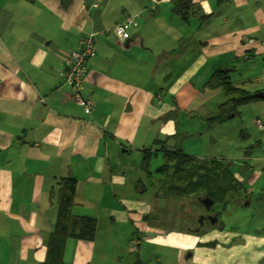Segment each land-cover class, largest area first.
Masks as SVG:
<instances>
[{
    "label": "crops",
    "instance_id": "crops-1",
    "mask_svg": "<svg viewBox=\"0 0 264 264\" xmlns=\"http://www.w3.org/2000/svg\"><path fill=\"white\" fill-rule=\"evenodd\" d=\"M173 1L0 0V264H49L62 179L68 177L76 181L70 211L96 218L97 232L92 240L68 238L65 264H95L105 211L113 226L103 223L126 221L135 230L128 244L140 252L122 264H144L145 242L178 246V264H215L218 258V264H231L224 256L230 252L200 245L229 239L230 231L189 230L174 238L149 226L148 204L137 192L148 190L146 183L129 181L121 160L132 150L143 155L149 146L151 154L175 150L180 112L209 110L207 94L216 88L207 82L219 68L231 69L235 85L262 91L233 75L246 78L239 71L257 66L255 55H264V0H193L202 11L188 20ZM128 15L138 24L122 40L115 27ZM91 33L96 53L87 60L83 91L94 103L88 112L61 73L69 53ZM216 98L213 109L225 101ZM258 170L247 165L243 171L251 203L256 192L264 194L256 188L264 184ZM259 261L264 264V257Z\"/></svg>",
    "mask_w": 264,
    "mask_h": 264
},
{
    "label": "rangeland",
    "instance_id": "rangeland-1",
    "mask_svg": "<svg viewBox=\"0 0 264 264\" xmlns=\"http://www.w3.org/2000/svg\"><path fill=\"white\" fill-rule=\"evenodd\" d=\"M255 57L257 66L255 64L253 67L254 64H252V67L239 71L247 76L244 78L245 80L240 78L241 74H234L233 80H243L252 90H264L262 88L264 84V55H255ZM164 75L161 77L162 81L166 78ZM213 91L207 94L212 97L207 103L211 111L201 109L180 112V133L173 137L174 140L171 142L172 146L181 150V153L196 156L195 165L190 168V170L195 169L194 175L190 173L187 165H183L178 172H173L171 168L162 174L166 183L164 186L157 180V168L163 162L164 153L154 152L151 154L147 170H144L143 163L141 164L145 153L142 155L136 150H132L130 153H124L121 161L130 170L129 181H133L134 185L146 183L148 190L146 192L137 190V192L140 198L148 204L147 212L150 215L148 223L149 226L154 225L156 232L166 231L169 232L168 236L176 238L180 236V232H188L190 229L200 226L204 218L202 214L206 212V208L197 199L209 190L214 192L215 196L211 211L219 213L220 222L216 223L215 221L216 225L207 223V228L197 231L196 234H204L206 230L213 229V226H215L214 228L223 226L221 229L231 232L229 239L216 240L218 241L216 246L223 251L230 252L224 254L228 261L231 264H261L259 260L264 257V194L256 192L252 203L246 205L245 200L251 195L247 194L246 183L248 182L245 183L242 176L246 177L243 171L248 165L253 166L256 170L259 169L261 177L264 178V128L257 123L258 118L264 122V100L260 99L241 105L238 107L236 115L229 117L232 115L229 114L226 120L217 121L216 116L219 114L220 105L213 109V104L217 101V95H221L225 100L226 96L219 88ZM204 96L206 97V95ZM192 112L194 113L192 117L186 116ZM172 146L168 145V147L174 148ZM148 149H152V147L149 146ZM212 159L223 162L225 167L227 166L230 170L225 173L220 172L218 181L209 179L210 189H206V183L203 181L205 178L203 176L204 168L199 165ZM236 171L240 172L238 178L235 176ZM150 172L153 173V179L148 176ZM234 178L239 182L240 189L236 188ZM199 179L200 181H198ZM246 179L248 178L246 177ZM217 183L220 184L219 187ZM261 183L257 185L258 187L256 186L259 191L264 190V184ZM160 185L162 187L159 192L161 196L155 197L156 188ZM218 189L220 190L217 191ZM101 214L100 236L97 241L98 254L94 259L95 264H122L123 261L128 262L131 258L133 259L140 251L133 253L135 251L128 244V240L135 233L132 224L123 221L115 227H110L108 223H103L104 218L112 224L110 212L105 211L104 214ZM142 248L141 259L143 256L144 264L146 258L152 257L155 258L146 264H178L177 258L180 250L178 246L145 242L142 243ZM146 250H148L147 254ZM124 255L125 257H122ZM219 255L222 254L219 253ZM157 256L161 258L160 262H156ZM121 259H123L122 262ZM221 262L222 259L218 258L215 264Z\"/></svg>",
    "mask_w": 264,
    "mask_h": 264
},
{
    "label": "trees",
    "instance_id": "trees-1",
    "mask_svg": "<svg viewBox=\"0 0 264 264\" xmlns=\"http://www.w3.org/2000/svg\"><path fill=\"white\" fill-rule=\"evenodd\" d=\"M218 2H224L226 0H217ZM174 8L178 11L180 16L188 20L191 15L193 14H200L202 8L200 5L196 4L193 0H174ZM231 69L229 68H219L217 69L211 78L208 80L207 85L208 87L212 88H220L224 95L226 96V100L220 104V111L219 114L216 116L217 121L226 120L229 114H237L238 107L252 101L260 100V98H256L253 96V92L246 90L243 87H239L235 85L231 79ZM258 92V90L256 91ZM255 92V93H256ZM144 161H143V169L147 170L148 166L150 165L151 160V149L145 150ZM196 158L190 156L185 153H181L180 149L175 150H165L164 152V161L163 163L157 168L158 174V182L160 184L166 186L164 182V178L162 174H165L171 168L173 172H178L183 165H187L188 169L190 170L191 166L195 165ZM199 167L204 168L203 176L206 189H210L209 179L212 181H218L220 177V172L225 173L230 170L227 166L223 164V162L212 159L205 164L199 165ZM232 172V171H231ZM190 173L193 175L196 173L195 169L190 170ZM212 173V174H211ZM234 174V173H232ZM192 175V178L194 177ZM149 177L153 176V173H148ZM154 177V176H153ZM63 183L60 192V222L57 230L53 233V237L50 240L51 242V249L49 251V257L46 261L49 264H65L62 255L63 244L66 242L68 238H82L87 240H92L96 236L97 232V219L86 217V216H77L72 214L70 211V198L75 192L74 183L76 182L75 179L63 178ZM235 182L236 188L240 189L239 182L237 179H233ZM200 181V179L198 180ZM142 183L140 184V186ZM219 187L220 184L217 183ZM162 190L161 185L159 186ZM223 188V187H221ZM143 192H146L147 189L145 186L142 187ZM160 189L156 191V196H161L159 194ZM218 189L217 191H219ZM206 195L215 198L213 195L214 192L205 191ZM69 195V196H68ZM201 196V195H200ZM198 200V199H197ZM214 228V226H213ZM191 230V229H190ZM192 232V230H191ZM218 241L213 240L205 243H200V245L208 246V247H215Z\"/></svg>",
    "mask_w": 264,
    "mask_h": 264
},
{
    "label": "built area",
    "instance_id": "built-area-1",
    "mask_svg": "<svg viewBox=\"0 0 264 264\" xmlns=\"http://www.w3.org/2000/svg\"><path fill=\"white\" fill-rule=\"evenodd\" d=\"M138 19L135 15H128L116 25L115 31L120 39L126 40L129 37L127 29L137 25ZM249 43H255L256 39L252 37L245 38ZM96 53L95 34L84 37L77 50L71 51L68 56V63L62 71L64 84L72 89L73 99L79 103L85 111H91L93 108V100L85 97L83 91L85 89V79L87 75V60ZM257 123L264 128V122L258 118Z\"/></svg>",
    "mask_w": 264,
    "mask_h": 264
},
{
    "label": "flooded vegetation",
    "instance_id": "flooded-vegetation-1",
    "mask_svg": "<svg viewBox=\"0 0 264 264\" xmlns=\"http://www.w3.org/2000/svg\"><path fill=\"white\" fill-rule=\"evenodd\" d=\"M246 191H247V194H249L250 195V193L248 192V190L246 189ZM206 195V194H205ZM204 195V196H205ZM203 196V197H204ZM249 199H251V197L249 196V197H247L246 198V200H245V202L247 203V201L249 200ZM215 200V199H214ZM203 205V204H202ZM205 206V205H204ZM212 207H213V205L208 209V208H206V206H205V208H206V212L205 213H203L202 215L204 216V218H203V223L202 224H200V226H198V227H195L194 229H192V232L193 233H197V231L199 232V231H202V230H205L207 227V223H210V225H216V224H213L212 223V220H215L216 221V223H219L220 222V215H219V213H216V212H212L211 210H212ZM217 217V218H216ZM206 227V228H205ZM215 227V226H214ZM221 228H223V226L222 227H219V229H221ZM190 252V253H189ZM187 253H189L187 256H191L192 255V251L189 249L188 251H187Z\"/></svg>",
    "mask_w": 264,
    "mask_h": 264
},
{
    "label": "water",
    "instance_id": "water-1",
    "mask_svg": "<svg viewBox=\"0 0 264 264\" xmlns=\"http://www.w3.org/2000/svg\"><path fill=\"white\" fill-rule=\"evenodd\" d=\"M253 96L256 97V98H260V99L264 100V91H263V90H262V91H258V92H256V93H254ZM232 116H234V114L230 115L229 117H232ZM203 196H204V195H203ZM203 196H200V197L198 198V200H199L203 205H205L206 208L209 209V208L214 204L215 200H214V198H212V197L209 196V195H205L204 197H203ZM250 203H251V199H249V200L247 201L246 205H249ZM145 218H147V217H145ZM216 218H217V217H216ZM201 223H203V222L201 221ZM212 223L214 224V223H215V220H212Z\"/></svg>",
    "mask_w": 264,
    "mask_h": 264
}]
</instances>
